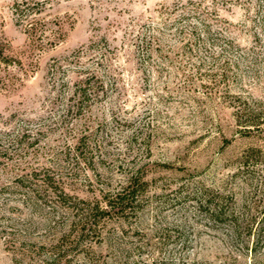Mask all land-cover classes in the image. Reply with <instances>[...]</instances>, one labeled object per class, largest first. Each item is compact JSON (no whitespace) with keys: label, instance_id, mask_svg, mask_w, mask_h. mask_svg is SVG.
Segmentation results:
<instances>
[{"label":"rangeland","instance_id":"374dc122","mask_svg":"<svg viewBox=\"0 0 264 264\" xmlns=\"http://www.w3.org/2000/svg\"><path fill=\"white\" fill-rule=\"evenodd\" d=\"M14 2L0 264H264V0H48L39 39Z\"/></svg>","mask_w":264,"mask_h":264},{"label":"trees","instance_id":"16d2710c","mask_svg":"<svg viewBox=\"0 0 264 264\" xmlns=\"http://www.w3.org/2000/svg\"><path fill=\"white\" fill-rule=\"evenodd\" d=\"M48 0H15L13 4V14L15 15L17 24H24L25 33L27 35H33L34 37H37L38 39L42 37L44 34L43 31H38L35 29L36 20L35 17L38 16L40 13H42L45 5L47 4ZM1 55V54H0ZM135 185V189L138 187L143 186L144 184L139 183L137 184V181H135L134 177L129 179V182H127V186L123 188L121 191L115 193L111 198H109L106 203L105 207L108 208L111 211H123L124 207L128 205V203L133 199L135 190H133V187ZM197 203L199 205H202L201 200H197ZM205 203V202H204ZM207 207H210L211 203L207 204L205 203ZM210 216L211 219H220L222 218V215H224V211L222 206H220L217 203L213 202V208L210 210ZM232 219L231 222H233V226L236 229H239V225H237L239 217H237L234 212H232L229 215ZM264 219V212L260 218H258V221L256 222L257 227L255 228V232L258 238V234L261 232H264V227L260 228V225H262V220ZM58 255L56 256V260Z\"/></svg>","mask_w":264,"mask_h":264}]
</instances>
